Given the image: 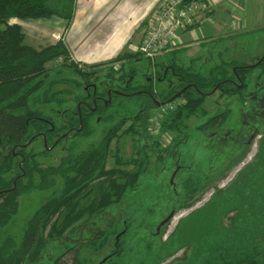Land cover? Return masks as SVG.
I'll return each mask as SVG.
<instances>
[{
  "label": "trees",
  "instance_id": "trees-1",
  "mask_svg": "<svg viewBox=\"0 0 264 264\" xmlns=\"http://www.w3.org/2000/svg\"><path fill=\"white\" fill-rule=\"evenodd\" d=\"M75 9L76 0H0V227L8 225L19 214L21 197L43 192L47 196L27 219L20 235H10L0 242V264H40L42 259L50 260L51 264H91L94 254H100V264H122V258L126 257L123 239L129 231V219L120 223L109 211L121 204L144 174L152 168L159 171L161 162L153 164L151 152H155L160 137L185 128L178 138L172 137L169 141L172 143L169 152L175 154L189 136L186 122L204 109L208 97L219 92L227 99L236 98L246 107L252 85L264 91V61L252 69L248 63L220 60L204 72L196 69L191 61L187 65L178 62L182 61L178 55L184 56V50H171L165 55L169 58L163 59L167 64L161 63V80L154 96L144 92L116 96L108 107L98 102L96 108L88 93L93 91L90 84L101 80L103 70L95 69L118 62H124L125 66L144 55L125 52L109 63L84 69L72 60L64 41L34 48L25 43L22 28L10 23L12 19L57 17L70 24ZM196 25L197 22L184 31ZM220 42L222 39L217 38L213 44ZM253 59L256 63L261 57ZM109 70L105 81L116 80L122 71ZM127 74L121 77L127 78ZM162 109H165V119L156 135L150 134L153 112ZM229 114V111L218 112L197 128L207 132L211 130L208 126L218 121L224 123ZM97 116L101 122H115L114 126L97 144L84 147L75 142L95 133ZM128 122L134 129L141 123L136 133L142 139H155L159 134L151 145L141 143L135 150L139 157L125 158L119 147L115 154L111 148L120 128ZM33 137L39 138L32 140ZM39 140L42 145L37 150L34 145ZM58 141L60 145L56 148L62 147L63 153L52 163L57 153L48 147ZM111 157L115 159L114 166L108 168ZM185 173L182 187L188 200L202 191L206 182L199 174ZM249 173L254 188L252 197L257 205L254 207V203L245 201L247 209L240 205L226 207V215L236 213L231 227L213 236L205 249L198 250L196 264H264V236L258 234L259 226L256 227L258 217L264 218L263 144L259 160L250 167ZM248 180L245 179L243 188L248 187ZM181 195L184 197V193ZM254 212L255 218L251 216ZM103 217L108 219L107 228L101 225ZM83 225L88 226L86 237L70 245L68 236L79 232ZM166 225L160 231L162 237ZM120 226H124L123 230ZM260 226L263 231L264 226ZM57 247L60 251L56 255L52 248Z\"/></svg>",
  "mask_w": 264,
  "mask_h": 264
},
{
  "label": "rangeland",
  "instance_id": "rangeland-1",
  "mask_svg": "<svg viewBox=\"0 0 264 264\" xmlns=\"http://www.w3.org/2000/svg\"><path fill=\"white\" fill-rule=\"evenodd\" d=\"M244 5H246V8H242V15L235 13L242 19L237 21V29L236 27L234 28L237 31L226 35L222 34L218 38L222 39V42L215 43L216 45L211 43L208 47V53L202 50L205 51L203 55H198L200 48L198 45L193 44L188 48L193 51L191 52L192 58L187 59L186 56L178 55V58L182 59V61L178 62H183L186 65L192 62L196 69L205 72L212 65L220 63V60H236L253 64L254 57L263 56L264 0H244ZM223 37L225 38L224 40ZM220 54L221 58H219ZM157 58L161 59L156 60ZM168 58L169 56L166 57L162 54L152 59L143 56L132 62H127L125 67L128 69L132 66L133 69L147 71V68L150 69L152 66L155 68L156 66V64H151L153 59L155 61L152 63L159 64L158 67L160 68L161 63L164 61L163 59L166 61ZM123 64L124 62H118L111 67H100L95 70H103L101 79H105V75L110 72L109 69L117 71ZM165 64L167 63L165 62ZM83 67L85 69V67L89 66ZM120 74L116 76H120ZM144 80L140 78L138 82L142 83ZM252 105L251 107L254 108L255 105ZM165 109L153 112L159 124L165 119V116H163ZM203 110L205 111L204 113L202 112ZM203 110L186 122L185 127L189 128L187 141L180 146L179 156L174 157L170 161L173 163V169H175V165L179 161L183 166V170L176 172L175 175L174 170L168 167L171 163L167 161L164 162L165 166H167L166 168L161 164L162 170L158 171L152 168L141 177L134 189L127 192L121 204L109 211V214H112L116 221L125 222L129 219V231L123 239L125 241L126 257L122 258V264H196L195 257H197L198 250L205 249V246L211 243L210 240L213 236L219 233L221 235L225 232L226 227H231V219L236 213L233 211L226 215V207L240 205L242 206L241 208L245 207L247 209V206H244L245 201L248 204L254 203V207L257 205L256 199L252 197L254 188L251 184L249 171L250 167L259 160L262 144L264 145V123H257L252 118L246 119L245 114L249 110L240 105L238 100L234 98L227 99L226 96L222 97L219 92L207 98ZM217 111H229L231 115L229 114V118L224 123H221L222 121L213 122V124L208 126V129L211 127V130L207 132L200 130L202 127L197 128L205 123L209 117L215 115ZM205 113H208V115L204 116ZM94 125L95 133L92 136L76 140L75 142H79L84 147L97 144L111 127L109 122H96ZM139 127H141V123L136 124L135 130L132 123L128 122L120 128L111 145L114 154L119 147L125 158H131L134 155L139 157L135 150H138L141 143L142 145L146 143L151 145L159 136V134L154 136L155 139H142L141 135L136 133ZM242 129L245 131L250 129L251 132L247 135L252 133L253 135L250 145L244 144L242 153H239L238 151L242 146L237 141L240 139L239 136H244L243 132L239 133ZM184 131L185 128L180 132L183 133ZM180 132L164 133L163 137H160V143L155 147L154 154L156 156L161 154L162 158L166 160L172 144L169 141L172 137L174 139L178 138L181 134ZM224 132L227 133V141L220 142L216 136L220 134L221 137ZM220 140L223 141L221 138ZM34 146L37 150H40L41 140ZM62 150L63 148H60L58 155L51 160L52 163L57 162L63 153ZM114 162L115 159L111 157L108 160L107 167L112 168ZM152 163H155L154 157H152ZM129 168L132 169V166ZM185 172H191V174L194 173L195 175L199 174L206 182L205 188L192 195L188 200L182 187L183 175H187ZM247 178L250 180H248L249 185L243 188L244 181ZM43 193L40 195L33 193L20 198L21 207L19 214L8 225L0 227V242L10 235L18 236L22 233L23 225L27 219L36 211L42 203V199L47 197ZM182 193H184V197L181 195ZM172 213H174V217L167 225L165 224L163 237L160 233L158 235L155 234L159 231L158 229L162 222ZM251 216L255 218L257 215L255 216L254 212ZM258 219L259 222H257L258 220L255 221L257 222L256 227L259 226L258 234L264 236V230L262 231V226H260L261 224L264 226V218L259 216ZM100 220L101 225L107 228L109 223L107 222V217H103ZM123 227L120 226V229L123 230ZM80 228H77L78 230L80 229L79 232L68 236L67 241L70 245L78 243L84 239V236L86 237L88 226L83 225ZM75 240L76 242H74ZM53 250V254L56 255L60 251L58 247L52 248ZM85 255L90 256L88 253ZM99 256L100 254H94V261L91 264H100V262L98 263ZM119 260L121 261V259ZM51 263L48 259H42L40 262V264Z\"/></svg>",
  "mask_w": 264,
  "mask_h": 264
},
{
  "label": "crops",
  "instance_id": "crops-1",
  "mask_svg": "<svg viewBox=\"0 0 264 264\" xmlns=\"http://www.w3.org/2000/svg\"><path fill=\"white\" fill-rule=\"evenodd\" d=\"M163 1L76 0L75 16L70 24L57 17L12 19L10 23L22 28L26 36L25 43L29 46L39 49L64 41L72 60L79 65H102L125 52L137 53ZM203 1L196 27L179 31L178 39L171 49L184 50L187 58L192 56L193 51L188 48L193 44L200 48L198 55H203L205 51L209 52L208 47L216 38L237 31V21L242 19L235 13L242 15V8H246L244 0Z\"/></svg>",
  "mask_w": 264,
  "mask_h": 264
},
{
  "label": "flooded vegetation",
  "instance_id": "flooded-vegetation-1",
  "mask_svg": "<svg viewBox=\"0 0 264 264\" xmlns=\"http://www.w3.org/2000/svg\"><path fill=\"white\" fill-rule=\"evenodd\" d=\"M162 55L165 56L166 53H164ZM156 60H159V58H157ZM153 61H155V59H153ZM153 61H151V64H156L155 68L152 66V67H150V69L147 68V71H145V70L140 71V69H135V68L133 69L132 66H130V68L126 69V67L123 66V67L120 68V69H122V71L120 72L121 73L120 76H116V80L105 81L106 79H101L99 82H95L93 84H90L92 86L93 91L90 92L89 88H87L86 90L90 92V93H88V96H90V98H91V104L96 107L98 102H101L105 106L108 107L109 105L112 104V102L114 101L116 96L128 97V96L134 95L135 93H139V92H144V93L148 94L150 97H152V95L154 96L156 91H158L157 87L159 85V81L161 80V78L159 77V69H160L158 67L159 64L152 63ZM263 61H264V55L261 56V60H259L258 62L253 63V64L251 63L249 65V68L255 69V68L259 67ZM151 64H150V66H151ZM130 72H133V74H129ZM146 72H149V73H146ZM124 73H128V74H127V78L123 79L121 76ZM140 78H142L143 80L145 79L144 82H142V83L138 82V79H140ZM234 84H237V83L234 82ZM149 87H150V89H149ZM238 88L241 89L242 88V84H239ZM131 90L132 91H136V92H131ZM104 91H106L105 94H104ZM97 92H99V93H97ZM248 93H249V97H248L249 100L247 102V106L244 107V108L246 110H249V111L246 112L245 117H246V119L247 118H249V119L252 118V120H255L257 123L263 124L264 123V91L260 90L259 88H256L255 85L254 86L252 85L250 87V90L248 91ZM234 99L237 100L236 98H234ZM158 104H160V102ZM252 104L255 105L254 108L251 107V106H253ZM249 107H251V108H249ZM96 108H98V105H97ZM218 112L219 111H217L216 113H218ZM101 120H102L101 117L97 116L95 118L94 124L96 122L97 123H101ZM109 123H111V128L115 124V122H112V121H110ZM242 132L244 133V136H239L240 139H238V141H237V143L239 145H241L242 147H240L239 151L235 150V151H238L239 153H242L244 144L245 145H250V143L252 141V135H253V133L251 135H247L248 133L251 132L250 129L247 130V131L242 129V131H240L239 133L241 134ZM226 134L227 133L224 132L221 137H220V134L218 136H216V137H217V139L220 142H226L227 141V139H226L227 135ZM38 138L37 137H33L32 140H35V139H38ZM220 138L223 141H221ZM31 142L32 141H30L26 145V147H28V145L31 144ZM59 143H60V141H58L53 147H51V148L48 147V149L52 150V151L56 149V153L58 155V152H60L59 151L60 147H58V148H56V147L60 145ZM235 148H237V147H235ZM179 150H180V147H178V149H176V153L175 154H174V152L169 153L168 158L166 160H164L161 157V155H159V154L156 156L154 154V152H151V155H152V157H154L155 163H158V161L160 160L161 163H159L160 164L159 170H162L161 164L164 167L165 166L164 162H166V161L171 163V165L168 166V167L173 169V163L170 162V161H172L174 159V157H178L179 156ZM24 160L25 159H23V161ZM166 167L167 166H165V168ZM173 170L175 172V175H176V172H179L180 170L181 171L183 170V166L180 164L179 161L176 163L175 169H173ZM161 229L162 228H160V230L157 232V234L160 233Z\"/></svg>",
  "mask_w": 264,
  "mask_h": 264
},
{
  "label": "built area",
  "instance_id": "built-area-1",
  "mask_svg": "<svg viewBox=\"0 0 264 264\" xmlns=\"http://www.w3.org/2000/svg\"><path fill=\"white\" fill-rule=\"evenodd\" d=\"M203 2V0H164L152 18L137 52L152 59L170 51L178 39L179 31L196 24ZM159 129L160 124L153 114L149 132L156 134Z\"/></svg>",
  "mask_w": 264,
  "mask_h": 264
},
{
  "label": "water",
  "instance_id": "water-1",
  "mask_svg": "<svg viewBox=\"0 0 264 264\" xmlns=\"http://www.w3.org/2000/svg\"><path fill=\"white\" fill-rule=\"evenodd\" d=\"M160 105V104H159ZM174 217V213H172L165 221L162 222L161 226L159 227L158 230H160V228L162 226H164L165 224H167L172 218Z\"/></svg>",
  "mask_w": 264,
  "mask_h": 264
}]
</instances>
